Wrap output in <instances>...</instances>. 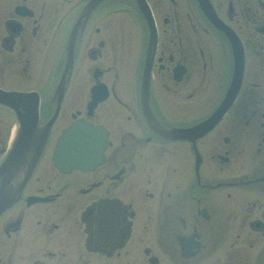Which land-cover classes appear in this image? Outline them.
Instances as JSON below:
<instances>
[{
	"label": "flooded vegetation",
	"instance_id": "obj_1",
	"mask_svg": "<svg viewBox=\"0 0 264 264\" xmlns=\"http://www.w3.org/2000/svg\"><path fill=\"white\" fill-rule=\"evenodd\" d=\"M0 89L27 93L0 101V165L45 140L4 185L0 264H264V0H0ZM78 119L101 160L64 170Z\"/></svg>",
	"mask_w": 264,
	"mask_h": 264
},
{
	"label": "water",
	"instance_id": "obj_2",
	"mask_svg": "<svg viewBox=\"0 0 264 264\" xmlns=\"http://www.w3.org/2000/svg\"><path fill=\"white\" fill-rule=\"evenodd\" d=\"M243 65L244 56L242 51L237 49L235 51L236 78L238 71L243 69ZM238 86L239 84H236L233 89L231 88V94H228L222 105L209 119L198 125L197 129L203 130L204 133L215 125L232 103ZM16 95L18 94L1 93L0 98L8 103H13L15 100L13 96ZM31 137L32 135H20L9 157L0 167V210L13 202L20 193L19 189L12 185H10L12 191L7 193L4 185L11 184L12 179L20 170H24L29 175L42 152L44 142L40 141L31 145ZM103 147L101 128L77 121L62 136L55 159L58 166L64 170L87 169L101 160Z\"/></svg>",
	"mask_w": 264,
	"mask_h": 264
}]
</instances>
